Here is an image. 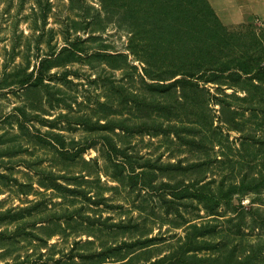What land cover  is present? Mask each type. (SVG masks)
<instances>
[{"label": "rangeland", "instance_id": "1", "mask_svg": "<svg viewBox=\"0 0 264 264\" xmlns=\"http://www.w3.org/2000/svg\"><path fill=\"white\" fill-rule=\"evenodd\" d=\"M229 14L0 0V264H264V87L177 82L196 17L264 25Z\"/></svg>", "mask_w": 264, "mask_h": 264}, {"label": "trees", "instance_id": "2", "mask_svg": "<svg viewBox=\"0 0 264 264\" xmlns=\"http://www.w3.org/2000/svg\"><path fill=\"white\" fill-rule=\"evenodd\" d=\"M207 8L212 12L208 1ZM195 20L197 26L192 28L190 45L194 61L180 73L184 78L177 82L191 84L193 78L215 81L220 78L219 74L229 72L231 75H246L258 80L264 87V25L257 27L253 23H245L227 27L220 21L212 23L199 17ZM147 65L150 68H145L146 75L155 76L156 79L167 80L166 77L176 73L160 71L157 67L154 72Z\"/></svg>", "mask_w": 264, "mask_h": 264}, {"label": "crops", "instance_id": "3", "mask_svg": "<svg viewBox=\"0 0 264 264\" xmlns=\"http://www.w3.org/2000/svg\"><path fill=\"white\" fill-rule=\"evenodd\" d=\"M214 8L219 12L222 18L225 20L226 24H233L232 19H230L231 6L235 4H242L245 6L247 11L259 10L260 16L264 17V0H211ZM252 21L253 18L247 19Z\"/></svg>", "mask_w": 264, "mask_h": 264}]
</instances>
